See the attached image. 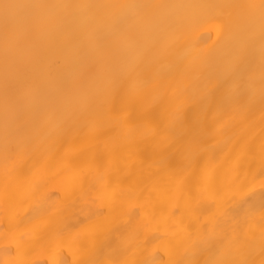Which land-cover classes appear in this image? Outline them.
Returning a JSON list of instances; mask_svg holds the SVG:
<instances>
[{
    "label": "bare ground",
    "instance_id": "bare-ground-1",
    "mask_svg": "<svg viewBox=\"0 0 264 264\" xmlns=\"http://www.w3.org/2000/svg\"><path fill=\"white\" fill-rule=\"evenodd\" d=\"M4 2L0 264H261V0Z\"/></svg>",
    "mask_w": 264,
    "mask_h": 264
},
{
    "label": "snow or ice",
    "instance_id": "snow-or-ice-1",
    "mask_svg": "<svg viewBox=\"0 0 264 264\" xmlns=\"http://www.w3.org/2000/svg\"><path fill=\"white\" fill-rule=\"evenodd\" d=\"M37 7H45V6L32 5V4H19V3L13 4V3H8V2L0 3V10H2V14H3L2 15L3 27H4L6 35L15 31L16 28L19 26V24L29 17L31 10ZM64 7H72V6H64ZM76 7H97V6H76ZM101 7H120V8L136 9L142 6L140 5H119V6L105 5ZM156 7H160V6H156ZM217 7L228 9L233 6L232 5H219ZM240 7L254 8L255 6L245 5V6H240ZM259 7L261 11L262 24H264V0H261ZM126 19H131V17H128ZM262 37H264V28H262ZM261 94H262V97H264V78H262V81H261ZM5 117L7 119V112L5 114ZM144 118L150 119L151 117L146 114ZM54 264H62V261H59V260L54 261ZM210 264H212V262H210ZM244 264H249V262H244ZM261 264H264V260L261 261Z\"/></svg>",
    "mask_w": 264,
    "mask_h": 264
}]
</instances>
